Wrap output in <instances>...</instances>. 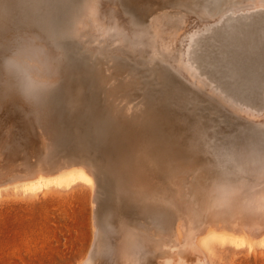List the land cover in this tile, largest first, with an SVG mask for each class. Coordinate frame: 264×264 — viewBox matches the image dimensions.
I'll return each mask as SVG.
<instances>
[{
  "label": "rangeland",
  "instance_id": "rangeland-1",
  "mask_svg": "<svg viewBox=\"0 0 264 264\" xmlns=\"http://www.w3.org/2000/svg\"><path fill=\"white\" fill-rule=\"evenodd\" d=\"M0 1H1L0 3V23H1L0 25L1 26L0 27H2V25L4 26L0 29L3 31V28H5L6 27L5 25L7 24L12 27L11 28L7 26L8 29L5 28L4 29L5 31L3 32L0 30L1 32L0 38L1 40H4V41L0 40V44L1 42L2 44L8 43L7 45L8 46L11 45L10 46L11 48L14 45L13 42L20 39L22 36H25V33H23V31H19V28H16L18 26L16 25L15 21L17 17L16 14L18 13L16 10L26 0H0ZM252 1L253 0H246V3L249 2L246 4L245 0H224V2L222 3V6L220 7L219 13H215L217 14L216 16L215 14L209 15L205 11L203 10L201 11V8L199 11H197L198 14L197 12L192 13L190 11L183 12L182 10L184 8L181 5H177L178 2H176L175 0H127V1L118 0V2L120 3H113V6L117 7L119 11L125 17H128V18H130L131 16L137 17L140 15V14L137 15L135 13H130L132 12L131 10L142 9L144 11V9L147 8V9H150L151 12L153 11V13L151 12L148 13L149 15V17L147 15L148 19L150 18L152 19L153 17H159V18L164 19L165 22L168 21L167 23L169 25L164 28V37L160 35H158L157 37L158 47L162 52H164V54H166V56L171 54L172 56L178 55L180 57H186L188 50L196 46L195 42H199V44L203 43L202 48L204 50L205 46L213 47L214 44H218V45H214V47L215 46L217 47L220 44L222 45L223 43L222 38L227 37L225 36V33L229 34V32H232V30L234 31L236 29L237 30H241V29L249 30V29H255V28H257V30L263 29L264 28V21H263L264 20V6L263 5L264 4L258 3V6H256L257 3H255L254 1L253 3ZM165 2L168 4V6H166L167 4ZM240 2H242V4ZM127 4L128 5L133 4L132 5L133 7L131 5L128 6ZM251 4H253V6ZM254 4L256 7H254ZM245 5L246 7L247 5H250L252 8L248 6L249 8L244 9ZM126 6H128L129 8ZM225 7H227V9ZM235 7H237V10ZM6 15H8L9 17ZM195 17H197V20L194 19ZM229 17L230 19H226ZM3 19L5 20L3 21ZM172 19H173V22H171ZM209 20H211V22ZM225 20L229 21L230 23V24L228 23L229 26L227 25ZM1 21H3L5 25L2 24ZM244 21H246V23ZM224 22L226 23L225 25H224ZM13 25L15 28L13 27ZM220 25L221 26L223 25L222 28H220L221 27ZM210 26H211V30H210ZM24 27L27 29L30 28V30L32 31L31 33L33 32L35 33L37 31L36 29L33 30L32 26L28 27V25H25ZM222 29L224 30L221 31ZM6 31H9V32H6ZM20 32H22L21 37H20L21 35ZM210 32L215 37H213ZM7 33L8 35H6ZM200 33L204 35H201ZM205 33L206 34L208 33V34L206 35ZM3 34H4L3 36L4 38H2ZM198 34H200V36ZM223 34L224 36H222ZM193 35H196V36H193ZM208 35H210L209 36L210 39L207 37ZM202 39L203 41L205 40L206 41L209 40V41L203 42ZM214 39L216 41H213ZM260 40L263 41L264 37L263 38L260 37ZM190 41L191 43L189 44ZM184 42H186V44ZM183 45L184 46L186 45L185 48ZM10 48L8 49V54L11 53ZM113 48L114 47H108V48L105 47L104 48L105 50L97 49L99 53V57H95L94 55L89 56L90 58L85 60L84 64H81V63L77 64L78 65L77 70L75 71H70L69 69H67L68 68L67 66H64L62 64L60 68H63V69L65 68V70L61 69L62 72L59 77L57 76L52 77V85H54L57 90L59 89L64 90L65 88L66 90L68 89L72 93V96L69 97L68 101L65 102L64 105L57 102L58 104H55L53 107L46 108L44 113H39V114L36 113L33 110V108L29 104H27L25 100H23L20 96H18L17 93H15L16 96L15 95L13 96L12 95L13 93L11 94L10 91H7L8 92L7 93L1 90L0 92L1 94L0 103L1 104L0 105H3V103L5 105V103L8 101L14 104L17 103L18 106L17 104L11 105L8 102L12 108L17 106L18 110L16 109V107L12 109L10 106H8L9 105L8 103H6L7 106L3 105L5 108L3 106H0V110H1L0 116L3 115V118L2 116L0 117V125H1L0 126V133H1L0 134V141H1L0 144L2 143V145H0V264H90V263L91 264H108L107 257L105 254L106 248L108 247L107 245L109 244L108 242L111 240L110 244L112 245L113 243L119 244L121 243V241L117 237L118 235L113 236L111 238L110 237L105 238L104 236H102L101 233H98L99 229L100 231L102 230V227L100 226V224L103 223V220H105V218H107V216L104 214L106 207L107 209L109 207L113 209L115 216L111 217L110 220H112V222L116 226L121 225L122 220L124 221L122 215L131 217L132 220H129L131 224H134L136 222L138 223L140 220L141 221L144 220L143 218L144 214L142 213V211H138V210L130 211L126 207H124V205L118 202L119 199L123 198V196L127 198L128 197L132 198L133 201H134V198L135 199L138 198L137 200H139L142 206L143 204L144 206H148V207L155 206L157 207L159 211H161V213L165 217L172 218L171 219L172 222H175L174 225L167 230L157 231L156 228L155 229L153 228L152 232L148 233L147 241L148 240L149 241L147 242V246H148V243H151V245L148 246L151 251L148 257L146 258V260L148 262L150 261V264H264V248L254 247L250 249L247 246L238 247V246H235L229 243L220 244V242L218 240H215V238L208 239L207 243L205 244V247H207L206 249L208 250V253H209V259H207L206 256L202 254L203 253L202 250L199 251L198 245L194 242L197 235L193 234L192 228L190 230V225L193 222L205 220L208 217L209 213L212 214L214 210H216V207L217 209H225V210L228 209V207L226 205L224 206V203H223V202H226L225 199L223 201L221 199H218V195L216 193L213 194V196L215 195L214 196L215 198H213L211 195H209V191H208L209 189L208 187L211 186L210 184H212L214 180V178L210 177L209 175L208 167H210L211 165L209 163V160L214 159L215 155H212V153H207L206 151L199 152V154L196 152L195 153L191 152L190 154V151L188 152V150L187 151L184 150L185 149L184 140H186L184 138L186 137L181 135L184 137L182 138L180 136L178 128L181 127L180 125L185 126V122H184L185 120H183L180 117H176V118L170 117V115H174L173 113L162 112L161 108L165 109L166 106L160 104L161 106L160 107L159 105H157L158 109L160 110L155 111V112L153 111L154 116L152 112L145 110V106L147 105V103L144 100L146 96V92H145L146 87L141 85L139 80L132 81L131 78L135 74L134 69H137L141 71L142 73L143 79L142 78H139V79H142L143 81L144 79L153 80L154 74H151V72L147 70L146 62H144V59L145 60L150 59L152 53L150 52L148 53V55L146 54V56H141L140 52L132 53L126 50L114 52V50H117V49L113 50ZM185 49L187 52L185 51ZM81 50L82 51L79 53H82V52H85V54L89 53V52H86L87 50L85 47H82ZM100 51H102L103 54H101ZM52 52L58 53L57 50H52ZM113 52L117 54L118 58L124 60L125 62L121 61L122 62L121 64L119 62L118 63L119 65L114 63L113 58H110L112 57L110 56V54H112ZM104 53L107 56H105ZM118 53L119 54L121 53V54L119 55ZM101 56H105L104 60L107 58L108 59L103 61ZM141 57L143 60H141ZM90 60L92 62H90ZM91 63H93V66ZM172 63L169 61L168 65H170V67L175 69L174 68L175 64H172ZM79 66H83V67H79ZM133 66H134V69H133ZM129 67L130 69H132L131 71ZM144 75H146V77ZM134 76H137V75L135 74ZM183 79H184V84H186L185 86L190 90V92L193 91V93L195 94L194 96H196L194 98L196 99L194 101L195 103H193L189 107H183L182 112L183 113L189 112V109L192 110V112L196 110L194 111L196 115H204L207 118L209 117V119L213 120V123H214L213 124L214 128L212 129H219L221 127V129L225 131L222 134L220 132L219 134L220 138H222L225 134L227 135L229 134L226 132V128H227L226 124L229 122H232V120L234 122L240 119L239 122L241 121V123L243 122L244 124H247L249 122L248 124H253L258 127H264V115L263 114L262 115L258 114V117L257 116L254 117L253 115L246 114L245 112L236 111L235 109L229 107V105H227L226 102L221 100L218 97V95L204 88L203 85L200 84L199 82L197 84V81H192V79L186 78V77H182V80H181L182 82H183ZM188 83L191 85V88H189L190 85ZM88 84H89V87H88ZM160 84L156 86L154 85L155 86L154 88L159 89L161 87ZM196 84L197 85L200 84L199 85L200 87L197 86ZM157 86H160V87L158 88ZM6 93L9 95L6 96L7 95ZM2 95H4L5 97L3 96V98H1ZM118 97L120 98L118 99ZM15 99L16 100L20 99V100L16 102ZM135 100L137 101L135 102ZM198 101L200 103H198ZM208 102L210 103L208 104ZM20 103L23 108L21 107ZM171 104L173 106L176 105V103H171ZM221 104L222 106H225L224 109H222L223 107L218 106ZM25 106L27 108H25ZM59 106H60V109H59ZM193 106H194V109H193ZM8 107L10 111L5 110V109H8ZM10 108L13 111L16 110V113L15 111L12 112ZM227 110L228 111L230 110V114H232V112L234 111L235 112V113L233 112L234 115L232 114L230 116L229 112L227 113ZM6 111L9 113L11 112V113L8 114ZM17 111H19V113ZM21 111H24V112H21ZM204 111L205 113H203ZM224 113L225 115H223ZM11 114H13L15 117ZM33 115L35 117H33ZM37 115H39L38 119H37ZM9 116L11 117L9 118ZM19 116L21 117V120L19 118V120L21 121V124L23 123L24 125L20 124V121L18 120ZM23 117L25 118V120ZM244 117L246 118V120L244 119ZM26 118L28 119L27 122H26ZM107 118L108 119L110 118L112 120L111 122L112 124L110 126L113 129L114 136L112 135V138H115L114 139L115 144L110 145V144L105 143V145H98V142H96L97 140L95 138L94 129H96V126L98 125L104 126L105 124L103 123ZM124 118L128 121H125ZM236 118H239V119H236ZM227 119H229L230 121ZM37 120L39 121L38 123L40 125L37 123ZM100 121L101 123H99ZM245 121L247 123H245ZM7 122H9V124H7ZM14 122L15 123L17 122V123L15 124ZM3 123H4V126H2ZM260 123H263V125ZM18 124L20 125V127ZM25 124L29 127H27ZM164 124H166V126ZM177 124H179L178 127H177ZM158 125L162 128H160ZM4 127H5V130H4ZM16 127L20 128V130L16 129ZM21 127H22V130H21ZM28 128L29 129L32 128L33 130L32 129L27 130ZM85 128L87 129V131L85 130ZM133 128H135L136 130H134ZM183 128L181 127L180 129H183ZM152 130L155 132H153ZM87 132L89 134H87ZM167 133H169L172 136H176L179 139L175 141L167 137H166L167 139H165V134ZM14 134H17V135H14ZM85 134L88 136L86 137ZM21 135L24 137L21 138L22 137ZM63 135L65 136V138ZM15 136H17V139H15L16 141H14ZM81 138L82 139L85 138V139L81 140ZM69 139L71 143L73 142V144L79 145L78 148L81 147V149L79 148L80 149L79 150L77 148L75 150L70 151V153L65 151L62 147V143ZM84 141L86 142L84 143ZM24 142L25 143L27 142L26 145ZM40 143L43 146H41ZM17 145L19 147H17ZM26 146H28L30 149ZM165 146H166V149L163 148ZM175 146H176V149H175ZM9 149L12 151H10ZM46 152H51L50 155L52 156L54 161L56 160V162L59 165L66 164L68 157L70 155H73L77 159L78 163L89 164L90 166L94 164L92 167L97 175L98 182H99L98 183V193L97 194L94 193L91 186L84 182H76L70 185L69 187H65V188L56 187L52 185L51 187L45 188L35 193L28 192V191L24 192V191L14 190L13 188H14L15 183L12 181L14 180L13 177L15 176L14 178L16 179L17 177H23L22 176L23 174L26 175L27 169H28L26 168L27 165H32V166L36 165L39 162V160L42 158V155H44ZM185 152L189 154H186ZM78 154L80 156H78ZM82 154H84L83 157H82ZM32 158L34 159L32 160ZM35 158H37V160ZM183 159L185 162L183 161ZM127 161H129V163H127ZM181 161L183 162L182 165L180 164ZM202 163H203L202 165L203 167L200 165ZM105 165H107L108 167ZM199 166L202 167V171H201V167ZM16 168L18 170H16ZM205 170H207L208 173ZM98 171H101V172L99 173ZM180 172H181V176H180ZM195 178L196 179L199 178L197 182ZM108 181H113L117 183V185L119 184L122 190L116 189V186L114 185L108 186L106 184ZM142 195H143V198H142ZM251 196L253 199H255L254 201H255L256 206H258L261 211L263 209L262 212L264 213V188L262 190H257L256 193L253 192ZM112 197L116 199V202L114 203L112 202ZM252 198L251 200H253ZM249 199L247 197L244 199V201H246V205H248L247 200ZM125 200L126 199L124 198L123 204L125 203ZM167 203L169 206L166 205ZM96 213L98 217L96 216ZM141 213L142 215L140 216ZM99 216L101 218H99ZM95 217H97V221L100 220L99 221L100 223L96 222ZM218 217L220 219L218 223H220L222 220V216H218ZM117 218H119L118 219L119 221L120 219H122L121 223L117 220ZM237 219L241 220V218L239 217H237ZM239 222H240L239 220L237 221V223L235 221V223L238 226L241 225V223ZM146 223L152 225L151 227H155L153 224H151V221L149 219H146ZM99 238L100 239L102 238V239L100 240ZM97 239L100 241L98 242ZM105 240H108V241H105ZM114 240H117V241H114ZM105 243L106 244L108 243V244L106 245ZM153 245L156 248H154ZM100 246L101 247L105 246L104 247L105 250L103 247L102 249L99 250V248H101ZM159 252L161 254H159L158 256ZM154 253H157V254L153 255ZM87 260L89 262H87Z\"/></svg>",
  "mask_w": 264,
  "mask_h": 264
},
{
  "label": "bare ground",
  "instance_id": "bare-ground-1",
  "mask_svg": "<svg viewBox=\"0 0 264 264\" xmlns=\"http://www.w3.org/2000/svg\"><path fill=\"white\" fill-rule=\"evenodd\" d=\"M175 1L178 2L177 5H181L184 8L182 10L183 12L184 11L185 12L190 11L193 13V12L199 11L201 8V11L203 10L209 15H214L215 13H219L220 7L222 6V3L224 2V0H175ZM253 1L255 3H257L256 6H258V3L264 4V0H253ZM0 3H1V1H0ZM113 3H120V2H118V0H26V1H24L22 3V5L16 10L18 13L16 14L17 17H16L15 23L18 26L16 28H19V31H23V33H25V36H22V32H20L21 33L20 37L21 36L22 37L20 39L16 40L15 42H13L14 43L13 47L10 48L11 45L9 46V48L11 49V51H10L11 53L7 54V55H3L5 44H2V42L0 44V92H1V90L5 91V92L10 91L11 94L13 93L12 94L13 96L15 95V93H17L18 96H20L23 100H25L27 102V104H29L36 113H38V114L44 113L46 108H51L55 104L61 103L62 105H64V103L68 101L69 97L72 96V93L68 89L66 90V88H65L64 90H60V89L57 90L56 87L54 85H52V77H56V76L59 77L61 75V72H62L61 69H63V68H60V67L62 66V64L64 66H67L68 67L67 69H69L70 71H75V70H77V66H78L77 64H79L80 61L82 62L83 60H87L88 58H90L89 56H92V55H94L95 57H99V53H98L97 49L98 50H105L104 49L105 47H107V48L108 47H114L113 50L117 49V50H114V52L121 51V50H126V51H129L132 53H139L140 52L141 56H146V54L148 55V53L151 52L152 55H151L150 59L152 58L151 59L152 61L150 59H148V60L144 59V62H146L147 70H149L151 72V74H154L153 80L144 79V81H143L141 71L134 69V66H133V69L135 70L134 73L137 76H134L135 74L134 75L132 74L133 77L131 78L132 81H138L139 80L141 85L146 87V91H145L146 96H145L144 100L147 103V105L146 106L144 105L145 110L153 113V111L155 112V111L160 110V109H158L157 105L160 106V104H161V105L166 106L165 109L161 108L162 112L173 113L174 115H170V117H175V118L180 117L183 120H185L184 121L185 126L180 125L182 128L183 127H185V128H183V129H180L181 127L178 128L180 136L183 135L184 137H186V138H184L183 136H181L182 138L186 139V140H184V147H185L184 150H186V151L188 150V152L190 151V154H191V152H194V153L196 152L199 154V152H202V151L205 152L206 151L207 153H212V155H215L214 159L209 160V163L211 165H210V167H208V171H209L210 177L214 178V180H213V183L210 184L211 186L209 185L211 188L208 187L209 188L208 191H209V195H211L213 198H215L214 197L215 195L213 196V194L216 193L218 195V199H221L222 201L225 199L226 202H223L224 206L226 205L228 207V209H226V210L225 209H217V207H216L217 211L213 209L214 212L212 213L211 212L212 210H211L210 212L212 214L209 213L208 217L205 220L193 222L190 225V230L192 228L193 234L197 235V237L195 236L196 238L194 237L195 238L194 242L198 245L199 251L202 250V252H203L202 254L205 255L207 259H209V253H208V250L206 249L207 247H205V244L207 243V240L210 238L211 239L215 238V240H218L220 242V244L229 243V244H233V245L238 246V247L247 246L250 249L254 248V247L264 248V213L262 212L263 209L261 211L260 208L258 206H256L255 201H254L255 199H253L251 196V194H253V192L256 193L257 190H262L264 188V127H258V126H255L253 124H248L249 122L247 123L246 121H245V123H247V124H244L243 122H242L243 123L242 124L241 121L239 122V120H240L239 118H236L239 120L234 121V122L231 119L232 122H229L226 124L227 125L226 132L229 134L228 135L225 134L222 138H220V136H219L220 132L222 134L225 131H223V129H221V127L220 128L218 127L219 129H212V128H214V126H213L214 123H213V120L209 119V117L207 118L204 115H196V113H194V111H196V110H194L192 112V110L189 109V112H186V113L182 112L183 107H189L190 105L195 103L194 101L196 98H194V97H196V96H194L195 94L193 93V91L190 92V90L185 86L186 84H184V79H183V82L181 81L182 77H186V78L192 79V81H197V84L199 82L200 84L203 85L204 88H206L209 91L213 92L214 94L218 95V97L221 100L226 102L227 105H229V107L235 109L236 111L245 112L246 114L253 115L254 117L255 116L258 117V114L264 115V40L263 41L260 40V37H262V38L264 37V28L257 30V28L253 27L255 29H249V30H246V29L237 30L236 29L235 31L232 30V28H231L232 32H229V34L224 32L225 36H227V37L222 38V40H223L222 45L220 44L217 47L216 46L214 47V45H218V44H214L213 47H208V46L206 47L205 46V49L203 50V48H202L203 43L199 44V42H195L196 46L194 48L189 49L188 52L186 51L187 48L185 49V51L187 52V55L185 54L186 57H180L178 55L172 56L171 54L166 56V54H164V52H162L158 47L157 37H158V35L164 37V28L169 25L167 23L168 21L165 22L164 19L159 18V17H153L152 19L151 18L148 19V17H149L148 13L151 12V10L147 9V8H145L144 11L142 9L131 10L132 12H130V13H135L137 15H139V14L140 15L137 17L131 16L130 18H128V17H125L119 11V9L117 7H114ZM240 3L242 4V2H240ZM245 3H246V0H245ZM247 3H249V2H247ZM244 4H243V6H244ZM130 5H128V6H130ZM251 5L253 6V4H251ZM128 6H126V7H128ZM166 6H168V4ZM248 6H250V5H247V7L245 5L244 9L249 8ZM256 6L254 4V7H256ZM227 7H225V8L227 9ZM235 8L237 10V7H235ZM251 8H250V10H251ZM260 8H262V7H260ZM255 9H257V8H255ZM11 10H12V8H11ZM245 11H247V10H245ZM258 12H259V10H258ZM151 13H153V11ZM197 14H198V12H197ZM147 15H148V17H147ZM216 15L217 14H215V16ZM6 16H8V15H6ZM229 16H230V14H229ZM199 17H200V15H199ZM250 18H252V17H250ZM6 19H8V18H6ZM194 19L197 20V17H195ZM226 19H230V17L226 18ZM4 20L5 19H3V21ZM211 20H209V21L211 22ZM213 20H214V18H213ZM3 21H1V22H2V24L5 25V23ZM171 22H173V19L171 20ZM242 22H243V20H242ZM244 22L246 23V21H244ZM226 23L228 25L229 21H226ZM226 23L224 22V25ZM25 25H28V27L32 26V29L33 30L36 29L37 31L35 33L34 32L31 33L32 31L30 30V28L29 29L25 28L24 27ZM5 26H6L5 28H7V26L11 27L8 24ZM222 26L220 28H222ZM2 27H4V26L2 25ZM2 27H0V28H2ZM13 27H14V25H13ZM5 28H3V31H5L4 30ZM235 28H236V26H235ZM196 30H197V28H196ZM207 30H208V28H207ZM210 30H211V26H210ZM223 30L224 29H222L221 31H223ZM9 31H6V32H9ZM214 33H215V31H214ZM200 34H198V35L200 36ZM0 35H1V32H0ZM6 35H8V33ZM201 35H204V34H201ZM211 35H212V33H211ZM3 36H4V34L2 35V38H4ZM193 36H196V35H193ZM209 36L210 35H208L207 37L210 39ZM222 36H224V34ZM6 37H8V36H6ZM213 37H215V36H213ZM204 38H206V37H204ZM203 39H202V41H203ZM211 39H213V38H211ZM0 40H1V38H0ZM1 41H4V40H1ZM205 41H203V42H205ZM207 41H209V40H207ZM213 41H216V40L214 39ZM184 43L186 44V42H184ZM190 43H191V41L189 42V44ZM254 44L257 47L255 50L253 49ZM185 46H184V48H185ZM82 47H85L87 50L86 52H89V53H86V54H85V52L79 53L82 51L81 50ZM52 50H57L58 53L52 52ZM114 52L112 54H110V56H112L110 58H113L114 63L118 64L120 62V64H121L122 63L121 61H124V60L118 58L117 54ZM100 53L103 54L102 51H100ZM105 56H107V55L105 54ZM105 56H101L103 61L108 59L107 58L104 60ZM147 58H148V56H147ZM131 60H133V59H131ZM141 60H143L142 57H141ZM169 61L171 63L173 62L172 64H175L174 65L175 69H173L172 67H170V65H168ZM88 62H89V60H88ZM90 62H92V61L90 60ZM93 63H91L92 66H93ZM127 63H129V62H127ZM138 66H139V64H138ZM79 67H83V66H79ZM130 67H131V65H130ZM130 67H129V69H130ZM146 68H145V70H146ZM63 70H65V68ZM131 70L132 69H130V71ZM144 76L146 77V75H144ZM139 78H142V79H139ZM100 83H102V82H100ZM158 83L159 84L161 83L160 84L161 87L157 86L158 88L160 87L159 89L154 88L156 85H159ZM139 85H138V87H139ZM199 85H197V86H199ZM88 87H89V84H88ZM189 88H191V85ZM12 91H14V92H12ZM56 91H57V93H56ZM145 92H143V93H145ZM200 92H201V90H200ZM208 93H210V92H208ZM131 94H132V92H131ZM8 95L9 94H7L6 96H8ZM3 96L4 95H2L1 98H3ZM12 98H14V97H12ZM119 98L120 97H118V99ZM140 98H142V97H140ZM197 98H199V97H197ZM215 99H217V98H215ZM18 100H20V99H18ZM18 100H16V102ZM136 101L137 100H135V102ZM2 102H3V100H2ZM8 102H6V103H8ZM6 103H5V105L7 106ZM21 103H20V105H21ZM171 103H176V105L173 106ZM198 103H200V102L198 101ZM209 103L210 102H208V104ZM10 104L12 105L14 103H10ZM10 104L8 106L11 107ZM16 104H14V105H16ZM3 105H4V103H3ZM3 105H0V106H3ZM17 106H18V104H17ZM17 106H15V107L18 110ZM26 106H25V108H27ZM194 106H193V109H194ZM218 106L223 107L222 109H224V107H225V106H222V104L218 105ZM21 107H22V105H21ZM4 108H3V110H4ZM14 108H12V109H14ZM12 109H11V111L12 112L15 111V113H16V110L13 111ZM59 109H60V106H59ZM186 109H188V108H186ZM222 109H221V111H222ZM5 110H9V107H8V109H5ZM225 110H226V108H225ZM19 111H17V112L19 113ZM21 112H24V111H21ZM228 112H229V115L231 116L234 111L233 112L231 111L232 114H230V110L229 111L227 110V113ZM7 113L10 114L11 112L10 113L7 112ZM203 113H205V111ZM24 114H26V113H24ZM11 115H13V114H11ZM28 115H29V113H28ZM223 115H225V113ZM1 116L3 118V115H1ZM38 116L39 115H37V119H38ZM120 116H122V115H120ZM153 116H154V113H153ZM10 117L11 116H9V118ZM33 117H35V116L33 115ZM233 117H235V116H233ZM19 118L21 120L20 116L18 117V120H19ZM244 119L246 120L245 117H244ZM24 120H25V118H24ZM27 120L28 119L26 118V122H27ZM227 120H229V119H227ZM120 121H121V119H120ZM125 121H128V120L125 119ZM9 122H7V124H9ZM38 122L39 121L37 120V123ZM111 122H112V120L110 118L109 119L107 118L103 123V124H105L104 126L98 125V126H96V129H94L95 130V138L97 140L96 142H98V145H105V143L110 144V145L115 144V140H114L115 138H112L113 129L110 126L112 124ZM99 123H101V121ZM12 124H13V122H12ZM20 124H21V121H20ZM174 124H176V123H174ZM260 124L263 125V123H260ZM119 125H120V123H119ZM132 125H134V124H132ZM164 125L166 126V124H164ZM178 125L179 124H177V127H178ZM2 126H4V123ZM156 126H157V124H156ZM19 127H20V125H19ZM27 127H29V126H27ZM84 127H85V125H84ZM1 128H3V127H1ZM86 128H85V130L87 131ZM120 128H122V127H120ZM145 128H147V127H145ZM153 128H154V126H153ZM160 128H162V127H160ZM12 129H13V127H12ZM16 129L20 130V128H17V127H16ZM31 129L32 128H30V129L28 128L27 130H31ZM40 129H41V127H40ZM133 129L136 130L135 128H133ZM4 130H5V127H4ZM21 130H22V127H21ZM81 130H82V128H81ZM115 130H117V129H115ZM164 130H165V128H164ZM1 131H2V129H1ZM83 131H82V133H83ZM153 132H155V131H153ZM4 134H5V132H4ZM4 134H2V135H4ZM87 134H89V133L87 132ZM14 135H17V134H14ZM128 135H129V133H128ZM80 136H82V135H80ZM87 136L88 135H86V137ZM180 136H178V137H180ZM23 137L24 136H22L21 138H23ZM166 137L171 139V140H174V141L179 139L176 136L170 135L169 133L165 134V139H167ZM64 138H65V136H64ZM157 138H158V136H157ZM15 139H17V136H15L14 141H16ZM83 139H85V138H83ZM83 139L81 138V140H83ZM88 139H90V138H88ZM153 139H155V138H153ZM19 140H17V141H19ZM180 141H182V140H180ZM85 142L86 141H84V143ZM160 142H161V140H160ZM26 143H25V145H26ZM45 143H46V141H45ZM47 143H49V142H47ZM83 144H82V146H83ZM87 144H89V143H87ZM0 145H2V143ZM40 145H41V143H40ZM123 145H125V144H123ZM13 146H15V145H13ZM41 146H43V145H41ZM78 146L79 145H77V144H73V142L71 143L70 139L66 140L62 143L63 149L69 153H70V151L77 149ZM17 147H19V146L17 145ZM26 147H28V146H26ZM6 148H7V146H6ZM79 148L81 149V147H79ZM163 148L166 149V146ZM16 149H18V148H16ZM82 149H83V147H82ZM169 149H170V147H169ZM175 149H176V146H175ZM129 150H130V148H129ZM10 151H12V150H10ZM159 151H160V149H159ZM50 153L51 152H46L44 155H42V158L39 160L38 163L35 161L37 163L36 165L32 166V165L26 164L27 165L26 168H28L26 175L20 174L23 177H17L16 176L17 178L15 179L14 178L15 176H14L13 177L14 180L11 179L15 183L13 189L17 190V191L19 190V191H24V192L28 191V192H34L35 193V192L41 191L45 188L51 187L52 185L56 186V187L65 188V187H69L70 185H72L76 182H84V183L91 186L94 193H96V194L98 193V183L99 182H98L97 175H96V173L92 167L94 164L92 166H90L89 164L78 163L77 159L73 155H70L68 157L66 164H60L59 165L56 162V160L54 161V159L52 158ZM79 154H78V156H80ZM186 154H189V153H186ZM83 155L84 154H82V157H83ZM195 158H196V156H195ZM33 159L34 158H32V160ZM35 159L37 160V158H35ZM129 161H127V163H129ZM183 161H184V159H183ZM25 163H26V161H25ZM182 163L183 162L181 161L180 164L182 165ZM200 165L202 166L203 163ZM105 166H107V165H105ZM201 166H199V167H201ZM202 167H201V171H202ZM103 168H104V166H103ZM16 170H18V169L16 168ZM205 171H207V170H205ZM208 171H207V173H208ZM98 172L100 173L101 171H98ZM181 172H180V176H181ZM198 179H196V182ZM190 180H192V179H190ZM180 183H182V182H180ZM208 183H209V181H208ZM106 184L108 186L114 185V186H116V189L122 190L120 185L119 184L117 185V183H115L113 181H108ZM195 188H196V186H195ZM124 193H126V192H124ZM120 195H121V193H120ZM185 195H187V194H185ZM130 196H132V195H130ZM185 197H187V196H185ZM246 197L248 199L250 198L249 200H247L248 205H246V201H244V199ZM124 198L127 201L125 200V203L123 204ZM142 198H143V195H142ZM251 198L253 200H251ZM137 199L138 198H136V199L134 198V201H133L132 198H129V197L127 198V197L123 196V198L119 199L118 202L121 203L122 205H124V207H126L130 211H133V210L142 211V213L144 214V217H143L144 220L143 221L140 220L138 223L136 222L134 224H131L129 222V220H132V218L128 217L126 215L125 216L122 215L124 221L122 219H120V221H119L118 220L119 218H117V220L120 223L122 220V223H121V225L116 226L112 222V220H110L111 217L115 216L113 209H111L109 207V205H108L109 208L107 209V207H106V209H105L104 214L107 216V218H105V220H103V223L100 224V226L102 227V230L100 231V229H99L98 233H101L102 236H104L105 238H109V237L111 238L113 236L118 235L117 237L121 241V243H119V244L113 243L112 245L110 244L111 240L108 242L109 244L107 243L108 245L105 243L108 246L106 248V251H105L108 264H150V261L148 262L146 260V258L148 257V255L150 254V251H151L150 248L148 247L149 245H151V243H148V246H147V242L149 241V240L147 241L148 233L152 232L153 228L154 229L156 228L157 231L158 230L159 231L167 230L170 227H172L175 223V222H172V220H171L172 218L165 217L161 213V211H159L157 209V207H155V206L154 207H148V206H144V204L142 206L140 204L139 200H137ZM101 201H103V200H101ZM112 202L113 203L116 202V199L114 197H112ZM147 205H148V203H147ZM166 205H168V203ZM142 213L140 214V216L142 215ZM134 214H135V212H134ZM101 215H102V213H101ZM132 215H133V213H132ZM136 215H138V214H136ZM96 216H97V213H96ZM218 216H222V220L220 223H218V221L220 220ZM97 217H95L96 222H99L100 220L97 221ZM237 217L241 218V220L237 219ZM99 218H101V217L99 216ZM146 219H149L151 221V224H153L155 227H151L152 225L146 223ZM238 220L240 221L239 223H241L240 226H238L236 224ZM235 221H236V223H235ZM96 233H97V231H96ZM99 237H100V235H99ZM149 238H151V237H149ZM191 238H193V237H191ZM155 239H157V238H155ZM100 240H98V242ZM108 240H105V241H108ZM114 241H117V240H114ZM209 242H210V240H209ZM102 247L99 248V250L102 249ZM153 247H154V245H153ZM96 248H97V246H96ZM154 248H156V247H154ZM104 250H105V248H104ZM152 251H153V249H152ZM160 252L158 253V256H159V254H161ZM155 254H157V253H154L153 255H155ZM99 258H101V257H99ZM88 260H87V262H89ZM201 263H203V262H201Z\"/></svg>",
  "mask_w": 264,
  "mask_h": 264
},
{
  "label": "snow or ice",
  "instance_id": "snow-or-ice-1",
  "mask_svg": "<svg viewBox=\"0 0 264 264\" xmlns=\"http://www.w3.org/2000/svg\"><path fill=\"white\" fill-rule=\"evenodd\" d=\"M8 48H9V46L7 44H5L4 45L3 55H7L8 54Z\"/></svg>",
  "mask_w": 264,
  "mask_h": 264
},
{
  "label": "water",
  "instance_id": "water-1",
  "mask_svg": "<svg viewBox=\"0 0 264 264\" xmlns=\"http://www.w3.org/2000/svg\"><path fill=\"white\" fill-rule=\"evenodd\" d=\"M257 47H256V45L254 44L253 45V49L255 50ZM80 63H82V64H84L85 63V60H83L82 62L80 61Z\"/></svg>",
  "mask_w": 264,
  "mask_h": 264
}]
</instances>
